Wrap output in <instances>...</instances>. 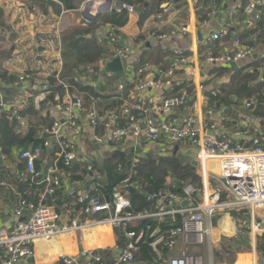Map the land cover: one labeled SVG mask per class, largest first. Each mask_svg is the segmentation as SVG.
<instances>
[{"label":"built area","instance_id":"1","mask_svg":"<svg viewBox=\"0 0 264 264\" xmlns=\"http://www.w3.org/2000/svg\"><path fill=\"white\" fill-rule=\"evenodd\" d=\"M218 1L227 3L229 0ZM109 10L117 15L124 12L130 15L135 13V8L125 3L115 6L111 4ZM169 11L170 7L165 6L157 18H164ZM240 12L244 13L250 27H261L264 31V0L236 3L229 12V20H233ZM41 18V15L34 16V19ZM204 25H208V22L205 21ZM106 27L97 33V42L116 45L117 28L113 25ZM188 33L184 26L167 34L148 32L136 47H116L113 56L104 61V65L119 57L122 63L125 61L127 64L137 58L139 66L128 83L131 87L129 100L124 97L126 86L118 84L116 95L109 100L122 102V105L104 115H101L98 107L107 105L108 94L89 97L87 107L84 96L88 95L84 92L74 94V85L61 83L66 88L64 90L67 95L64 97L53 95L48 85L40 90L36 98L37 108L45 113L49 121L46 120L40 132L42 144L20 150L19 161L25 167L17 175V180L25 186V190L14 210L15 225L12 228L0 226V264H24L30 261L37 241L49 242L58 236L91 231L104 225L120 232L126 241L125 248L117 246L113 251L111 262L97 251L82 250L78 256L79 261L71 256H64L61 263L144 264L137 261L136 254L139 252V243L150 233L149 246L158 264H225L215 260L212 254L207 256L205 253L191 251L210 244L215 228L212 219L222 213L247 211L250 219L245 220L243 225L256 235L264 234V134L260 133L258 127L261 118L254 112L256 100L252 98L244 104L251 111L250 118L255 124L250 125L247 120L243 126L229 134L223 121V111L213 107H207L204 111L202 96L205 91L212 98H217L219 94L218 88L206 89L203 85V66L220 68L235 63L240 67L239 63L252 58L255 50L234 36L227 24L203 38L200 53L194 54L190 48H173L168 70L138 60V54L148 44L162 45L172 37H186ZM19 35L22 36V33ZM228 38L232 39L228 52H213L215 44ZM252 39L258 41V35H254ZM21 40L22 37L19 41ZM193 56L202 62H192ZM259 58L262 61L259 70L264 73V52ZM129 68L134 69L132 63ZM88 71L90 86L96 90L98 81L93 79L95 73L92 68ZM180 72L197 85L195 97L192 98L187 89H182L178 95L166 99L165 93L174 91ZM30 79L31 75L25 73L14 85L29 83ZM81 80L82 77L77 76L75 84H79ZM260 82H264L262 75ZM27 101L25 97L22 101L18 100L15 106H10L18 126L23 130L28 128V123L19 110ZM186 105L191 107L189 113L181 118L176 116L175 108ZM204 114L210 118L207 126L200 125V116L202 115L203 124ZM87 132L91 134L86 136ZM52 139L57 141L56 146ZM86 140L89 144H85ZM143 141H166L169 145L162 151L163 157L172 156L175 147L181 144L193 150L201 189L187 184L183 189L184 196H181L173 191L175 185L171 184V189L147 196L148 201H157L156 211L138 214L131 212L132 202L127 190L130 177L107 194L104 182L97 180V166L102 167L108 156L115 151L127 153V149L123 148L127 147L134 148L132 166L136 168L141 158L136 156L135 149ZM54 146V164L46 169V174H42L38 164L45 151ZM7 159V152L0 147V161ZM76 162L86 165L87 177L83 180L71 177L72 166ZM122 169L123 165L118 164L117 170L121 172ZM6 186L7 181L0 177V187ZM131 186L139 188L137 184ZM57 195L70 199L68 211H60ZM184 201L188 203L185 208L182 207ZM70 212L77 215L66 221ZM2 215L0 209V218ZM144 222H149L146 229L140 227ZM153 223H169L172 228L163 232L160 226L153 227ZM163 249L173 255L167 258ZM176 251L179 253L175 255ZM251 264L257 263L253 260Z\"/></svg>","mask_w":264,"mask_h":264},{"label":"crops","instance_id":"2","mask_svg":"<svg viewBox=\"0 0 264 264\" xmlns=\"http://www.w3.org/2000/svg\"><path fill=\"white\" fill-rule=\"evenodd\" d=\"M89 1H91L90 10L88 11L90 17L88 16L89 18L86 19L83 17V11L87 7L86 4ZM109 1H112V5L114 6L124 3L122 0H77L76 3L79 8L74 6L75 8L70 10L68 7L73 3V1L70 0H42L40 4L37 2L33 3L31 0H1L6 21L14 31L15 39L14 42L11 43L13 46L12 54L4 61L1 67L3 75L0 76V126L1 120L5 117V119L15 124V135L29 137L32 132L34 134L33 138L31 141L29 140L23 148L29 146L35 147V141L40 142L38 146L42 144L40 132L46 120L49 121V119L45 117L43 111L38 110L36 98L40 90L46 85L49 86L53 95L56 94L60 97H64L67 95L64 90L66 88H64L61 83L74 85L75 78L81 76V82L76 84L79 87L77 89L74 85L76 90L74 89L73 93H86L88 97L84 96V101L88 107L90 103L89 97L91 96L87 91H81L80 89L91 88V77L88 69L92 68L95 73L93 79L98 81V88L96 90L92 88L96 94H108L107 98L109 100L116 95L118 84L122 83L126 86L124 97L128 101V96L131 91V87L128 83L131 81V76L139 66L137 58L129 64L123 61L125 75L121 78H115L111 74L106 75L108 78H106V76L102 77L100 76V72L105 68L103 64L104 61L113 56L116 47L124 45L136 47L138 41L143 39L148 32L167 34L182 26L188 29L189 33L186 37H172L170 41L162 45H147V49L152 50V52H160L163 54L162 60L159 63H165L167 66L170 65L169 58L173 48H190L194 54L200 53L203 49L200 44L203 38L227 24H229L230 31L234 36L239 37L244 44L254 48V56L239 63L240 67L238 71L230 67L231 70H228L225 74L215 76L211 73L213 67L203 66L202 83L206 86V89L220 88L225 85L229 86L231 77L235 72L244 70V73H253L255 70L252 66L256 61L261 60L259 58L260 54L264 52V37L260 39V35H262L263 32L261 27H250L246 23L243 12L238 13L233 20H229V12L232 7L236 3H246V0H229L227 3H221L218 0H137V5L135 3H125L133 6L135 8V13L131 15L128 14L129 21L124 27L119 28L115 26L117 28L118 43L116 45H111L109 43L99 44L96 40L97 33L101 28H107L103 26L106 23L103 22L102 18L106 14H114V12H110L109 10L111 7ZM142 1H145V9L149 10V15L144 21L140 22L141 12L139 3ZM165 6L170 7L169 13L164 15V18L158 19L157 15L162 13V9ZM55 10H59V13ZM100 11H102V14L99 18L92 20ZM40 15L42 16L40 20L34 19V16L38 17ZM43 19H45V21H43ZM205 21L208 22V25H204ZM75 29H88L91 32L90 36L92 35L91 37H94L96 46L102 51V58L100 57L101 59L99 61L86 65H69L65 57L63 37L65 33L74 31ZM19 33H22V36H20ZM199 33H201V40L198 36ZM254 35H258V41L256 42L252 39ZM21 37L22 40L19 41ZM80 37L81 36H77V38ZM83 37L88 38L89 34H84ZM19 42L22 43L18 44ZM231 42L232 39L228 38L222 43L215 44L212 50L215 53L228 52L231 48ZM145 53L146 50L144 49L137 56L141 63L146 62L151 63L153 66H161V64L154 60L144 57ZM192 62L200 64L202 61L196 56H193ZM131 63L134 69L129 68ZM258 71L260 75L259 79L254 82L255 84L260 82V77L263 74L259 69ZM25 73L31 75L29 83L15 86L14 84L18 81V78ZM178 77L179 81H177L174 91L166 92L164 97L166 99H171L178 95L182 89H191V93L189 92L190 96L192 98L195 97L198 89L197 85L187 79L183 72H180ZM102 78H106V80ZM56 89H61V91L57 92L55 91ZM70 92H72V90H70ZM152 94L154 93L152 92ZM202 96L204 98V111L207 107H213L223 111V121L228 128L229 134L243 126L244 122L247 120H249L250 125L255 124L250 118V116H252L251 111L244 105L246 100L234 97L232 99L233 104L227 106L219 100H211L208 91L203 92ZM25 97L28 99L27 104L19 110V113L28 123V128L23 130L18 126L10 106H15L18 100L22 101ZM159 99H161V97H159ZM113 103L118 102L109 100L107 105H100L98 108L101 111V115L116 109V105ZM190 108L189 105H186L175 108L174 112L176 116L181 118V116L189 113ZM259 110L260 107L256 104L254 112L257 117L261 118L258 127L260 133L264 134V114H259ZM209 123V116L204 114L203 124L202 115L200 116V125L207 126ZM90 134V132L85 133L86 136ZM86 141L85 144H89L88 140ZM52 143L56 146L57 141L52 139ZM168 145L166 141L160 143H148L143 141L141 145L135 149L136 156L141 159L147 156L159 157L162 151L167 149ZM55 146L45 151L42 160L38 164V169L42 174H46V169L54 164ZM123 148L127 149V153L122 152L125 155L123 157L132 159L134 148ZM21 149L22 148H17L16 145L9 152L5 150L8 154V159L7 161H0V177L7 181L6 187H0V209L3 212L0 218L1 227L12 228L15 225L16 218L14 216V210L17 208L20 197L25 190V186L17 180V175L25 167V164L19 161ZM173 155H176V157L181 159L185 164L193 165L195 162L194 151L183 144L175 147ZM83 164L85 165V163ZM59 166H61V164H59ZM194 168L197 173L196 167ZM172 185H175V181ZM201 187L202 185L200 189ZM175 188H177L176 185ZM57 202L58 205H60L61 212L64 213L68 211L71 202L69 198L63 195H57ZM233 214L235 213H222L215 216L212 219L215 228L212 231L213 235L210 239V244H208L207 247L191 249V251L194 253H205L207 256H211L212 254L215 259V250L222 253L226 250H230L234 243V239L238 237L239 233ZM76 215V213L70 212L65 220L70 221L74 219ZM153 224H156L155 227L158 225L157 223ZM105 226L107 229L103 231L100 226L91 231L58 236L49 242L37 241L34 245L33 258L30 261L24 262V264H62L61 258L64 256H71L75 261H79L78 256L82 250L111 252V258H113V251L117 248L118 239L115 231L108 225ZM148 235H150V233ZM263 235L264 234L256 235L249 230V250L237 251L234 254L230 253L229 256L224 258L225 260L217 261L225 264H251L254 260L257 264H264V258L262 259L257 252V241L261 239ZM211 249L212 253H210ZM178 253L179 251H176L175 255ZM166 255L168 258L169 254L166 253ZM172 255L173 254H170V256ZM78 263L79 262H77V264Z\"/></svg>","mask_w":264,"mask_h":264},{"label":"trees","instance_id":"3","mask_svg":"<svg viewBox=\"0 0 264 264\" xmlns=\"http://www.w3.org/2000/svg\"><path fill=\"white\" fill-rule=\"evenodd\" d=\"M33 3L37 2L38 4L42 3V0H31ZM64 1V0H59ZM73 1L71 5H69L68 9L79 8L77 7V0ZM124 3L136 4L137 0H122ZM141 17L140 22L144 21L148 15L149 10L145 9V1L139 3ZM75 6V7H74ZM59 13V10H55ZM103 22L106 23L103 25H114L119 28L127 25L129 18L128 13L124 12L121 15L117 14H106L103 16ZM264 32V31H263ZM260 35V39L264 37V33ZM90 31L88 29H75L74 31L67 32L63 37V44L65 46V57L69 63V65L75 64H91L96 63L102 57V51L96 46V42L94 37L90 36ZM88 35V38H84L83 35ZM77 36H81L77 38ZM15 33L12 30L10 24L7 23L4 9L1 5L0 0V76L3 75V71L1 69L5 60H7L12 54L13 46L11 43L14 42ZM146 53L144 57L148 59H152L155 62L159 63L162 60V53H154L152 50L145 48ZM165 56V55H164ZM101 57V58H100ZM145 63V62H143ZM161 64V63H159ZM262 61H256L252 66L254 68L253 73H244V70L235 72L230 81V85H225L223 87L218 88L219 94L218 98H212L214 101L219 100L225 103L227 106L232 105V99L239 98L249 101L254 98L256 100V104L260 107L259 114H264V82H258L259 79V71L261 68ZM170 66V65H169ZM169 66L167 64H161L163 69H168ZM228 70H231L230 66L224 65L218 69L213 68L211 72L213 75H223ZM264 78V73L262 74ZM54 85V84H52ZM78 89V85L74 84ZM81 91H87L90 96H96L92 88L80 89ZM189 92L191 89H188ZM193 90V89H192ZM55 91L60 92L61 89H56ZM191 93V92H190ZM116 105L115 108H119L122 105V102L113 103ZM15 124L5 119V117L1 120L0 126V146L3 147L7 152H9L14 146L17 145V148H23L25 144L33 138L34 134H31L26 137H21L15 135ZM40 144L39 141H35L34 146H38ZM118 164L123 165V169L121 172L117 170ZM72 179H84L87 177L86 165L81 162L75 163L72 166L71 170ZM130 177V185L137 184L139 188H135L134 186L129 185L127 190L129 191L131 202H132V210L131 212L134 214L144 213L146 211L153 212L157 209V201L152 200L148 201L147 196L152 195L161 190L171 189L170 185L174 183L177 188L173 189V191L181 196L184 195L183 189L187 184H192L196 189H200L201 180L197 175L195 168L191 164H185L181 159L176 157V155L163 157V156H147L139 161V164L136 168L132 166V159L124 158V157H115L109 155L106 162L102 167L97 166V180H101L105 183L106 192L110 194L114 187L120 184L122 181L128 179ZM247 212V211H246ZM233 218L238 227V237L234 239V243L230 250H226L224 253L215 250L214 255L216 260H225L226 256H229L230 253L234 254L237 251L249 250V239H248V231L249 229L243 225L244 219L243 211L234 212ZM248 213V212H247ZM142 223L141 228L146 229L149 222ZM156 224H153L155 227ZM163 232L169 231L172 226L169 223L166 224H158ZM117 235V246L120 249L126 247V241L124 236L120 232H115ZM149 234V233H148ZM149 235H146L145 238L139 243V252L136 254V259L140 263L144 264H158L156 262L155 255L153 254L150 246ZM168 251L163 249L164 255H166ZM257 252L260 257L264 258V235L261 239L257 241ZM99 254L105 257L108 262L112 261L111 252H103L100 251ZM234 260V259H233ZM231 260V261H233ZM230 261V260H229ZM229 263V262H227ZM231 263V262H230Z\"/></svg>","mask_w":264,"mask_h":264},{"label":"water","instance_id":"4","mask_svg":"<svg viewBox=\"0 0 264 264\" xmlns=\"http://www.w3.org/2000/svg\"><path fill=\"white\" fill-rule=\"evenodd\" d=\"M110 2V4H112V1H109ZM90 5H91V1H89L88 3H87V7L84 9V11H83V17L84 18H89L90 16H89V13H88V11L90 10ZM102 14V11H100V12H98L97 13V15L95 16V18L94 19H92V20H96L97 18H99V16ZM89 16V17H88ZM89 20V19H88ZM92 20H90V21H92ZM198 36H199V39L201 40V33H199L198 34ZM257 58V57H256ZM233 70H235V71H238L239 70V66L237 65V64H235V63H233V64H231V66H230ZM108 74H111L113 77H115V78H121V77H123L124 75H125V72H124V67H123V63H122V61H121V59L119 58V57H116V58H114L112 61H110V62H108L106 65H105V68L100 72V76H106V75H108ZM123 157V156H125L123 153H121V152H119V151H115L113 154H112V157L113 158H115V157ZM1 163V162H0ZM193 166L194 167H197V163L196 162H194L193 163ZM222 183L224 184V185H227L226 184V181L225 180H222ZM108 201H109V199H108ZM187 201H184L183 203H182V207H186L187 206Z\"/></svg>","mask_w":264,"mask_h":264},{"label":"rangeland","instance_id":"5","mask_svg":"<svg viewBox=\"0 0 264 264\" xmlns=\"http://www.w3.org/2000/svg\"><path fill=\"white\" fill-rule=\"evenodd\" d=\"M106 78H108V76H106ZM106 78H102V79H105L106 80ZM118 148H121V147H118ZM117 149V148H116ZM122 149V148H121ZM202 185V184H201ZM243 216H244V219H246V220H249L250 219V215L246 212V211H243ZM103 230H105V229H102V231ZM170 256V254L168 255V257ZM164 264V263H163Z\"/></svg>","mask_w":264,"mask_h":264},{"label":"bare ground","instance_id":"6","mask_svg":"<svg viewBox=\"0 0 264 264\" xmlns=\"http://www.w3.org/2000/svg\"><path fill=\"white\" fill-rule=\"evenodd\" d=\"M101 229H107V228H106V226L104 225V226H101Z\"/></svg>","mask_w":264,"mask_h":264}]
</instances>
